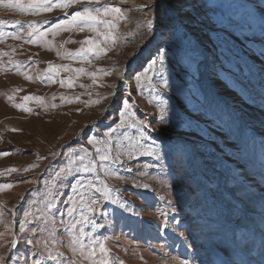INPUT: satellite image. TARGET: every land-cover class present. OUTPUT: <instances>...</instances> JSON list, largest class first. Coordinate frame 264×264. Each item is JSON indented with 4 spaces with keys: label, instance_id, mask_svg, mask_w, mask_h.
Segmentation results:
<instances>
[{
    "label": "rangeland",
    "instance_id": "1",
    "mask_svg": "<svg viewBox=\"0 0 264 264\" xmlns=\"http://www.w3.org/2000/svg\"><path fill=\"white\" fill-rule=\"evenodd\" d=\"M185 4L190 18L175 33L149 31L153 0H100L37 15L0 7V154L7 153L0 185H12L0 188L3 264H219L225 249L246 245L244 259L261 264L264 0ZM102 5L122 10L115 43L83 61L70 56L81 41L103 38L49 29ZM29 24L46 35L29 36ZM152 60L156 71L138 82ZM125 103L131 116L118 127ZM140 121L148 128L128 126ZM153 149L158 156L141 154ZM92 165L95 172L84 171ZM89 181L106 185L109 200L90 204L93 190L80 187Z\"/></svg>",
    "mask_w": 264,
    "mask_h": 264
},
{
    "label": "snow or ice",
    "instance_id": "2",
    "mask_svg": "<svg viewBox=\"0 0 264 264\" xmlns=\"http://www.w3.org/2000/svg\"><path fill=\"white\" fill-rule=\"evenodd\" d=\"M87 3L89 5H99L100 0H28L27 3H25V0H0V7L8 10H14L17 12H20L22 14H31V15H37L41 12L45 11H52L54 8L58 9H67L69 7H72L75 4H82ZM153 5L155 9L157 10V15L154 18H149L146 23L149 31H152L154 27H160V28H166L172 31L173 33L179 31L182 28H185L186 25H184L183 21L186 18H190V13L186 11L187 5L185 4V0H153ZM121 9L116 6L111 5H102L97 7H84L82 9H77L75 12H73L70 16L65 15V18L59 20L57 23L53 25L51 29H49L50 32H52L53 35L58 30H78L80 32H84L85 30H88L90 32L96 33L98 37H102V40H95V39H86L84 41H81V48L76 52L69 54L73 57H80L81 60H85L88 58L89 55L92 56H99L104 49L100 47L101 44H104L105 46L108 45L109 41L111 43H115V37L113 35L114 30L116 28V21L121 19L120 13ZM29 36H33L34 34H38V37H43L46 35L45 32H41L40 29H38L34 24L28 25ZM2 35V34H0ZM32 43H36V40L34 39ZM84 45H87L85 47ZM158 56V62L160 65L164 64V53L161 51H157ZM156 64L157 60H152L151 63L148 64L147 69L145 70L144 75L146 76V73L148 71H156ZM49 72L57 73L59 69L53 65H49L48 68ZM77 72H83V69H77L75 70ZM27 79V77H26ZM48 79L53 80L54 77H48ZM95 79V78H94ZM141 79L140 76L136 77V80L139 82ZM65 82L61 81V85L63 86ZM68 86L71 87L72 83L71 81H68ZM164 86H167V81H164ZM211 88V85H209V89ZM11 99V97H9ZM25 100H32L35 99L34 97H25ZM63 99V97H61ZM16 107H21L20 105H15ZM124 111L121 113V121L120 125L118 127L125 126L127 124L126 117L131 116V112L128 110V105L124 104ZM24 111L30 112V109L25 108ZM163 120V118H161ZM130 127L135 126L138 128L147 129L148 125L145 124L143 121L138 122V124L135 125H128ZM115 131V129H113ZM143 139H147V136H144ZM99 149H97V153H99ZM142 155H156L158 156V153L153 149L151 151L142 152ZM0 155H7V153H3ZM181 155H187L186 152L181 153ZM83 159V158H82ZM110 159L109 155L106 153L105 155L100 157V160L102 162L108 161ZM117 158H113L112 162L115 163L117 161ZM101 168H103V163L100 165ZM96 166H86L84 168L85 172H95ZM8 172H14L15 169H7ZM12 187L10 184H3L0 185V188L8 189ZM73 191L77 190V187L75 185L72 186ZM81 188L87 187L89 189L93 190L94 195L89 198V202L92 205H95L98 203L96 196L103 197L105 200H109L111 190L104 185L100 181H89L87 185L81 184ZM147 187V186H145ZM87 193H81V198H83ZM112 203H117L116 201H111ZM120 207L126 208L125 205L120 204ZM54 207V205H53ZM75 211V209H73ZM76 225L73 224L72 227H75ZM165 227L167 225L165 224ZM20 231L24 232L25 227L24 223L20 224ZM16 240H12L13 247L16 245ZM101 251H105L104 246L101 245ZM251 252V249L247 247V245L238 251L233 250H224V258L219 261V264H252L250 259H244V257L248 256V254ZM94 251L89 253L90 256L94 255ZM59 255V254H58ZM237 257V259H233V257ZM262 257H264V253H262ZM49 259L56 260L57 257L51 256L49 254ZM3 257H0V264H3ZM100 264H107L106 260H102ZM187 264V262H185ZM261 264H264V259H262Z\"/></svg>",
    "mask_w": 264,
    "mask_h": 264
},
{
    "label": "bare ground",
    "instance_id": "3",
    "mask_svg": "<svg viewBox=\"0 0 264 264\" xmlns=\"http://www.w3.org/2000/svg\"><path fill=\"white\" fill-rule=\"evenodd\" d=\"M126 25H128L127 23H126ZM125 25V26H126ZM129 26V25H128ZM128 26H126V27H128ZM156 37H159V35H156ZM152 46V44H150V45H148V47L146 48V50H148V48H150ZM142 56H144L143 54H141ZM141 57V56H140ZM138 62H139V57H137V58H134V60L131 62V64H129L130 65V67H134V66H137L138 65ZM128 72V71H127Z\"/></svg>",
    "mask_w": 264,
    "mask_h": 264
},
{
    "label": "trees",
    "instance_id": "4",
    "mask_svg": "<svg viewBox=\"0 0 264 264\" xmlns=\"http://www.w3.org/2000/svg\"><path fill=\"white\" fill-rule=\"evenodd\" d=\"M145 71H142L141 73H138V76L141 77V79L143 78V74H144Z\"/></svg>",
    "mask_w": 264,
    "mask_h": 264
}]
</instances>
